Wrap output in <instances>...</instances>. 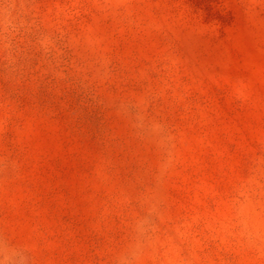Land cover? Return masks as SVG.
<instances>
[{
  "label": "rangeland",
  "instance_id": "obj_1",
  "mask_svg": "<svg viewBox=\"0 0 264 264\" xmlns=\"http://www.w3.org/2000/svg\"><path fill=\"white\" fill-rule=\"evenodd\" d=\"M0 264H264V0H0Z\"/></svg>",
  "mask_w": 264,
  "mask_h": 264
}]
</instances>
